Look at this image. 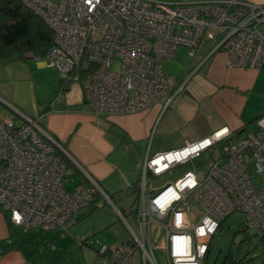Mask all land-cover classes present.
<instances>
[{"label": "built area", "instance_id": "obj_1", "mask_svg": "<svg viewBox=\"0 0 264 264\" xmlns=\"http://www.w3.org/2000/svg\"><path fill=\"white\" fill-rule=\"evenodd\" d=\"M23 1L54 33L45 60L59 74L55 100L79 83L94 116L134 115L162 101L167 107L217 52L226 54L228 68H264V6L249 1ZM180 47L189 51L192 66L179 79L168 76L162 64ZM255 122L256 132L227 143L207 172L195 160L227 142V128L148 156L136 217L139 233L130 229L133 239L100 245V264H159L155 249L166 264H202L219 224L236 212L249 227L264 231V115ZM55 148L63 152L36 120L20 126L0 121V207L22 231L68 232L97 193L106 196L95 184L68 190L70 180ZM188 164L191 169L174 182L148 192L147 176L161 177ZM195 206L200 217L192 212ZM152 229L161 233L155 248Z\"/></svg>", "mask_w": 264, "mask_h": 264}, {"label": "crops", "instance_id": "obj_2", "mask_svg": "<svg viewBox=\"0 0 264 264\" xmlns=\"http://www.w3.org/2000/svg\"><path fill=\"white\" fill-rule=\"evenodd\" d=\"M243 1L264 6V0ZM226 61V54L219 52L211 61L205 62L189 79L184 90L165 108L162 101L142 113L98 117L91 114L88 106V113L68 110L55 97L49 108L33 102L25 105L24 96H32L37 81L51 82L57 90L59 74L57 69L47 66L45 57L30 58L28 55L22 60L10 59L0 64V108L5 107L12 114L0 109V121L11 122L14 126L22 125L26 119L38 121L51 138L59 141L64 148L63 153L90 185L95 184L103 193L110 195L130 191L134 200L131 187L138 183L140 190L144 162L148 156L200 141L222 128L228 129L229 139L235 142L249 133L248 127L264 115V109H260L254 100L251 102L256 89L264 83V68L259 72L228 68ZM191 66L192 63L181 77L188 74ZM15 118L19 120L18 125H15ZM138 143H146L144 155L136 147ZM133 147L136 152L131 161L128 158ZM68 179V190L80 183L76 176L69 174ZM132 203L123 209L126 217L133 216L130 211ZM79 216L76 225L68 232L83 244L94 234L88 236L91 226L86 229L87 233L80 232L78 226L83 217L82 214ZM133 218L136 221V216ZM125 224L130 231L132 228L126 221ZM19 230L22 231L9 222V213L0 207V264H42L38 259L40 254L37 255L32 247V237L23 241ZM129 240L104 243L95 238L90 241L93 247L89 243L88 248L98 254L100 245H115ZM64 251L67 255L68 251L65 248ZM50 264L54 262L50 261Z\"/></svg>", "mask_w": 264, "mask_h": 264}, {"label": "rangeland", "instance_id": "obj_3", "mask_svg": "<svg viewBox=\"0 0 264 264\" xmlns=\"http://www.w3.org/2000/svg\"><path fill=\"white\" fill-rule=\"evenodd\" d=\"M217 53H215L209 60L211 61ZM191 63L192 56L189 54V51L184 47H180L175 53V58L164 61L162 68L168 76L180 79L183 78L181 76L187 71V67ZM113 68L114 70H118V62L114 63ZM246 70H254L255 72L260 71L257 69ZM262 82H264V80H262ZM58 90L59 85L56 90V88L52 87L51 82L37 81L35 92L32 93V96L31 94L24 96L25 105L29 106V102H33V104L49 108L51 106L50 104L54 100V97H56ZM255 92L256 93H254L251 97V102L254 100L255 104L260 106V109H264V83H262V86L260 85ZM57 102H62L63 106H66V108L68 107V110L78 109L80 112H89L87 105L83 102V91L79 83H72L69 89L64 92V99L58 100ZM0 109L6 110L12 114L11 111L3 106ZM98 120L100 121L101 119L98 118ZM100 122H102V120ZM18 124L19 120L15 118V125ZM156 126L157 124L155 125L153 131H155ZM247 130L250 132H256V122L254 121V123L251 124ZM136 147L140 148L141 153L144 155L146 143H138ZM226 148V142L211 147L195 160L196 165H201L204 172H207L212 162L215 161L216 158L220 157ZM135 152L136 150L133 147L129 158L125 157V159L127 160V158H133ZM137 159L138 161L140 160V158ZM131 161L133 160L131 159ZM191 166V164H188L176 167L157 178H153L150 175L147 176L146 182L148 192L174 182L187 170H190ZM254 183L255 185H260L261 177H254ZM139 192V195H141V191ZM129 193L130 191L124 194L118 193L110 195L104 192L106 196L102 194L95 196L90 206H88L86 210L84 208L80 211V214H82L83 217L81 224L78 226L80 232L87 233L86 229L91 226L89 227L90 233L88 236L90 237L94 234V237L87 239V241H83L84 244H81V240L77 241L74 238V235L70 232L63 231L42 232L30 230L22 232L19 230V236L22 237L23 241L26 237H32V247H34L33 249H35L37 255L40 254L38 259H40L42 264H50V261L54 262V264H100V258L98 259L99 255L96 254V251L88 248L91 240L96 238L100 242L104 243H119L127 240L128 238L133 239L125 221L137 234L139 233L133 216L124 217V221L120 213L123 212L125 207H129L133 201V196ZM138 212L139 206L135 215L136 217ZM192 212L196 214L197 217H200L201 215L200 209L196 206L193 207ZM242 223H244V216L238 212L233 213L223 222L222 230L217 232L212 239L211 254L207 259V262L204 264H221L223 258L228 254L244 259L250 264H261L264 262V239H262V235H264V233L254 227H249L243 232L236 233L239 225ZM160 235V232L157 234L156 232H153V229L150 231V240L154 248L157 246ZM90 246L93 247L91 243ZM64 248L68 251L67 255H65ZM154 251L158 263L166 264L165 257L158 250L155 249ZM137 257L138 254L135 255V258ZM135 264H140V262L136 261Z\"/></svg>", "mask_w": 264, "mask_h": 264}, {"label": "trees", "instance_id": "obj_4", "mask_svg": "<svg viewBox=\"0 0 264 264\" xmlns=\"http://www.w3.org/2000/svg\"><path fill=\"white\" fill-rule=\"evenodd\" d=\"M53 44V31L39 15L25 5L23 0H0V64L10 59L22 60L28 55H33L35 58H44L52 48ZM54 140L61 146V148H63L57 139ZM229 142H231V138L228 139L226 143ZM54 150L66 168L67 178L69 177V174L71 176H76L80 182L79 184L90 186L88 181L74 167L66 155L59 149L55 148ZM139 191V184H133L131 192L135 197L132 206L130 207V211L134 217L138 211L140 201ZM99 195L100 194L98 193L96 194V196ZM120 213L123 217H126L124 212ZM226 219L219 224L216 233L222 230L223 222ZM247 228H249V226L244 220V223L239 225L236 233L243 232ZM261 232L264 233L262 230ZM213 237L210 239L208 250L202 264L207 262V259L211 254ZM262 239H264V235H262ZM221 264L250 263L246 262L244 259L228 254L223 258ZM261 264H264V262Z\"/></svg>", "mask_w": 264, "mask_h": 264}, {"label": "water", "instance_id": "obj_5", "mask_svg": "<svg viewBox=\"0 0 264 264\" xmlns=\"http://www.w3.org/2000/svg\"><path fill=\"white\" fill-rule=\"evenodd\" d=\"M27 57V56H26ZM30 58H33V55H30Z\"/></svg>", "mask_w": 264, "mask_h": 264}, {"label": "flooded vegetation", "instance_id": "obj_6", "mask_svg": "<svg viewBox=\"0 0 264 264\" xmlns=\"http://www.w3.org/2000/svg\"><path fill=\"white\" fill-rule=\"evenodd\" d=\"M186 86V85H185Z\"/></svg>", "mask_w": 264, "mask_h": 264}]
</instances>
